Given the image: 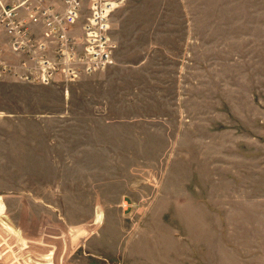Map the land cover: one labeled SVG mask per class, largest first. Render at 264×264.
<instances>
[{"label":"rangeland","instance_id":"rangeland-1","mask_svg":"<svg viewBox=\"0 0 264 264\" xmlns=\"http://www.w3.org/2000/svg\"><path fill=\"white\" fill-rule=\"evenodd\" d=\"M114 1V64L0 81V264H264V0Z\"/></svg>","mask_w":264,"mask_h":264},{"label":"built area","instance_id":"built-area-1","mask_svg":"<svg viewBox=\"0 0 264 264\" xmlns=\"http://www.w3.org/2000/svg\"><path fill=\"white\" fill-rule=\"evenodd\" d=\"M114 0H0V81L49 84L114 64ZM80 26L78 21L85 17ZM81 32L82 34H79Z\"/></svg>","mask_w":264,"mask_h":264}]
</instances>
